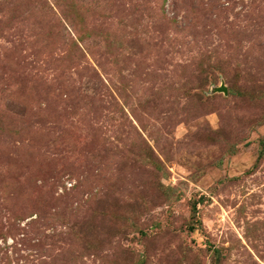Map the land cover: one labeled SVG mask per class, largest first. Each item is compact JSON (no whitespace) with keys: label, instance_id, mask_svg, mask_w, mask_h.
<instances>
[{"label":"rangeland","instance_id":"374dc122","mask_svg":"<svg viewBox=\"0 0 264 264\" xmlns=\"http://www.w3.org/2000/svg\"><path fill=\"white\" fill-rule=\"evenodd\" d=\"M0 264H264V0H0Z\"/></svg>","mask_w":264,"mask_h":264},{"label":"water","instance_id":"95a60500","mask_svg":"<svg viewBox=\"0 0 264 264\" xmlns=\"http://www.w3.org/2000/svg\"><path fill=\"white\" fill-rule=\"evenodd\" d=\"M218 90H223V91H225V86H224V85L219 86V87H218Z\"/></svg>","mask_w":264,"mask_h":264}]
</instances>
